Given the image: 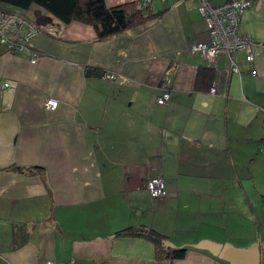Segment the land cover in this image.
<instances>
[{
  "label": "crops",
  "instance_id": "obj_1",
  "mask_svg": "<svg viewBox=\"0 0 264 264\" xmlns=\"http://www.w3.org/2000/svg\"><path fill=\"white\" fill-rule=\"evenodd\" d=\"M199 5L150 0V20L98 40L90 25L0 1L38 29L20 52L0 45V264H228L192 245L264 249V0L242 14L239 33L255 45L252 61L233 53L238 73L225 54L213 65L190 52L209 41ZM154 177L161 200L146 189ZM168 208L181 219L162 215ZM229 213L243 217L229 223ZM128 227L186 252L157 259L149 239L114 236Z\"/></svg>",
  "mask_w": 264,
  "mask_h": 264
},
{
  "label": "built area",
  "instance_id": "obj_2",
  "mask_svg": "<svg viewBox=\"0 0 264 264\" xmlns=\"http://www.w3.org/2000/svg\"><path fill=\"white\" fill-rule=\"evenodd\" d=\"M199 12L204 18L207 26L209 41L197 42L191 45L192 54H200L208 61L216 64L219 54H225L229 57L230 70L238 73L239 69L233 60V53L236 51H246L245 59L252 61L251 49L253 43L248 37L239 33L240 20L243 12L250 7L252 0H233L221 5H212L210 0H199ZM150 4V0H142L138 8H145ZM38 34L37 27L26 18L12 12L0 10V45L7 52H20L25 49L31 39ZM264 49V43L260 44ZM36 60V54H33L31 62ZM101 76L105 79H115V75L102 72ZM216 92L215 85L210 89V93ZM170 100L169 91H164L158 97L157 103L163 105ZM44 106L48 110H54L57 107V101L53 98L46 99ZM146 189L154 199L161 200L166 196L165 184L161 178L154 177L146 183ZM47 264H56L48 262ZM62 264H74L68 261Z\"/></svg>",
  "mask_w": 264,
  "mask_h": 264
},
{
  "label": "trees",
  "instance_id": "obj_3",
  "mask_svg": "<svg viewBox=\"0 0 264 264\" xmlns=\"http://www.w3.org/2000/svg\"><path fill=\"white\" fill-rule=\"evenodd\" d=\"M3 4L15 9L24 10L31 5L43 8L54 17L61 20L64 24L79 22L93 27L96 38L105 40L116 36L136 25L142 24L153 17L148 7L138 8L134 4H124L117 7L108 8L104 0H0ZM7 12L16 13L8 10ZM10 170L33 174L35 168L13 166ZM21 227H14V242L19 243L15 232ZM18 234V233H17ZM114 236L118 237H143L149 239L155 249L157 259L176 260L181 259L186 247L170 248L163 241L168 240L166 236L154 229L132 227L116 231Z\"/></svg>",
  "mask_w": 264,
  "mask_h": 264
},
{
  "label": "water",
  "instance_id": "obj_4",
  "mask_svg": "<svg viewBox=\"0 0 264 264\" xmlns=\"http://www.w3.org/2000/svg\"><path fill=\"white\" fill-rule=\"evenodd\" d=\"M163 243L174 248V244L169 240ZM193 248L209 252L212 256L228 264H264V249L259 242H254L248 247H235L230 243H218L211 240H202L194 245Z\"/></svg>",
  "mask_w": 264,
  "mask_h": 264
},
{
  "label": "rangeland",
  "instance_id": "obj_5",
  "mask_svg": "<svg viewBox=\"0 0 264 264\" xmlns=\"http://www.w3.org/2000/svg\"><path fill=\"white\" fill-rule=\"evenodd\" d=\"M181 211V210H180ZM166 215L167 214V217L171 218V220H175L177 219L178 221L181 219V215H179L177 213V211L175 210V208H168V209H163V213L162 215ZM242 216V215H241ZM243 217V216H242ZM242 217H238V215H231L230 213L228 215H226V217H223L225 218L229 223H232V222H235L237 220H241ZM172 243V242H171ZM174 244V243H173ZM174 246H176L174 244ZM234 246V245H233ZM238 247V246H236Z\"/></svg>",
  "mask_w": 264,
  "mask_h": 264
}]
</instances>
